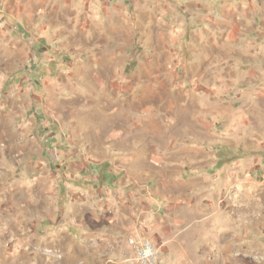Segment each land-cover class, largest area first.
Masks as SVG:
<instances>
[{
    "label": "rangeland",
    "instance_id": "1",
    "mask_svg": "<svg viewBox=\"0 0 264 264\" xmlns=\"http://www.w3.org/2000/svg\"><path fill=\"white\" fill-rule=\"evenodd\" d=\"M264 264V0H0V264Z\"/></svg>",
    "mask_w": 264,
    "mask_h": 264
},
{
    "label": "built area",
    "instance_id": "2",
    "mask_svg": "<svg viewBox=\"0 0 264 264\" xmlns=\"http://www.w3.org/2000/svg\"><path fill=\"white\" fill-rule=\"evenodd\" d=\"M127 245L133 255L124 261L126 264H163L162 254L152 241L129 237Z\"/></svg>",
    "mask_w": 264,
    "mask_h": 264
}]
</instances>
